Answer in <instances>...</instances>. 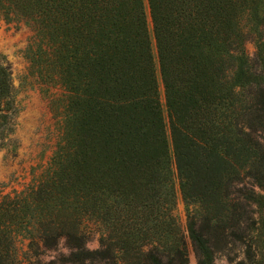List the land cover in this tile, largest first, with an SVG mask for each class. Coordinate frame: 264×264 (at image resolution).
Returning a JSON list of instances; mask_svg holds the SVG:
<instances>
[{
	"label": "trees",
	"instance_id": "1",
	"mask_svg": "<svg viewBox=\"0 0 264 264\" xmlns=\"http://www.w3.org/2000/svg\"><path fill=\"white\" fill-rule=\"evenodd\" d=\"M0 8L32 24L62 59L71 136L65 155L54 157L59 171L31 192L33 202L51 200L55 190L66 200L76 185L80 212L102 214L116 245L129 252L132 234L174 232L176 186L188 210L215 217L231 200L225 191L233 177L264 152L254 126L258 117L264 126V49L258 44L262 70L253 71L238 27L239 0H0ZM8 77L0 66V114ZM52 209L54 217L34 219L43 238L72 243L78 218ZM188 231L199 264H214L191 220ZM0 246V264H13L3 237Z\"/></svg>",
	"mask_w": 264,
	"mask_h": 264
},
{
	"label": "rangeland",
	"instance_id": "2",
	"mask_svg": "<svg viewBox=\"0 0 264 264\" xmlns=\"http://www.w3.org/2000/svg\"><path fill=\"white\" fill-rule=\"evenodd\" d=\"M239 2L241 9L236 14L246 62L259 72L262 66L258 44L263 43L264 49V0ZM148 26L151 32L150 17ZM152 50L156 54L154 41ZM53 54L32 24L12 18L0 8V66L9 75L0 114V237L6 239L13 264H154V256H161L163 264H199V252L189 236L190 220L207 240L214 264H264V152L261 150L257 161L242 171L240 177H233L235 184L225 191L231 200L219 204L215 217L206 218L197 206L188 210L176 186L174 232L159 237L150 229L146 234L141 230L129 235L134 246L129 252L116 245L120 240L102 214L80 212L72 196L76 185H70L67 193L71 197L66 200L55 190L47 198L51 200L33 202L31 192L40 189L59 171L60 164L54 162V157L65 155V139L71 136L66 125L62 59L58 51ZM156 71L167 123L164 87L158 68ZM259 100L263 102L262 98ZM254 126L258 141L263 140L264 126L259 117ZM60 177L61 174L55 176L58 180ZM54 205L62 208L59 217L72 212L78 218L79 236L72 243L66 239L45 240L44 228L40 230L34 221L49 218L51 213L52 217L57 215L52 209ZM116 205L111 203L110 207Z\"/></svg>",
	"mask_w": 264,
	"mask_h": 264
}]
</instances>
